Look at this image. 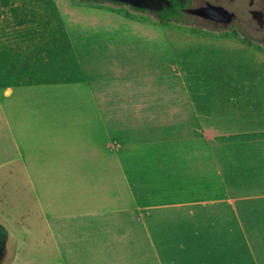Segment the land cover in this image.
<instances>
[{"label":"crops","instance_id":"1","mask_svg":"<svg viewBox=\"0 0 264 264\" xmlns=\"http://www.w3.org/2000/svg\"><path fill=\"white\" fill-rule=\"evenodd\" d=\"M111 7L56 21L38 63L0 55V220L37 210L42 264H264V46L183 75L168 23ZM2 228L0 264H18Z\"/></svg>","mask_w":264,"mask_h":264},{"label":"rangeland","instance_id":"2","mask_svg":"<svg viewBox=\"0 0 264 264\" xmlns=\"http://www.w3.org/2000/svg\"><path fill=\"white\" fill-rule=\"evenodd\" d=\"M181 1L187 3L185 6L187 8L202 6L207 2L221 5L229 11H234L241 15V21L243 22V28L234 24L224 28L203 17L183 12L178 19L179 21L160 25L158 29L160 38L170 37V39H174L170 41V46L175 47L177 66L183 75L186 68H191L192 71L197 70L201 66L202 59L207 60L210 58V53H219L216 52V48L222 51L220 59L238 64L241 61L247 63L251 60L248 56L249 52L237 50L234 47V45L240 43L239 40L256 46H264V28H258L254 19L248 14V10L254 8L250 5L251 0ZM252 1H254L255 6H262L264 2V0ZM15 4L25 9V11H20V15H25L26 19L32 20L24 26L9 27L7 23L10 21L12 14L0 12V55L2 58L1 62L6 66L8 65V60L14 57L17 62L19 56L23 54L32 56L35 59L33 63H38L35 61H39L41 55H45L46 50L44 47L61 41L56 21L109 20L117 16L116 12H113L116 9L111 6L119 8L122 13H131L133 17L136 16L140 20L152 22L154 29L157 30V23L151 18H156L155 14L141 11H138L141 14H135L133 12L136 10L131 9L128 5H119L111 1L102 2L98 6H96L97 4H80L78 0H15ZM118 18L125 19L124 16H118ZM8 37L10 38L8 39ZM215 38H224V41L211 40ZM181 46L188 49L186 51L189 52H186V56ZM160 56L162 59L164 54L160 53ZM17 66H19L18 62ZM3 177L6 179V176ZM6 191V185L0 187V200H7ZM8 208L6 202L0 204V212H4L3 216H7L5 212L8 211ZM32 208V219L30 221L19 211H16L13 216H24L22 219L0 220L2 225L7 226V228L8 225L11 226L19 235L16 240L17 251L15 255L18 264H42L46 261H51L55 256L54 250L48 248L50 242H48L47 237L33 235L29 228L32 221L34 223L39 221L36 219L38 217L37 210L34 207ZM8 240L9 232L6 228L0 229V244L3 242L7 243ZM44 246L46 247L45 249H43Z\"/></svg>","mask_w":264,"mask_h":264},{"label":"trees","instance_id":"3","mask_svg":"<svg viewBox=\"0 0 264 264\" xmlns=\"http://www.w3.org/2000/svg\"><path fill=\"white\" fill-rule=\"evenodd\" d=\"M78 1L80 4L93 5V4H99V3L105 2L107 0H78ZM169 1L171 3L170 6H165L163 11L158 12L156 14L145 11L143 9H139V8H134V7H130V8L136 11H142V12H148V13L155 14L156 18L162 24L173 22V21L177 22L179 21L178 20L179 17L182 16L179 11V2H182V1L181 0H178V1L169 0ZM113 3L122 5V3L120 2H113ZM1 8H5V9H1ZM20 11L21 12L25 11V9L24 7H19L18 5H16L15 0H0V12L9 13L10 15L12 14V17L11 19H9L10 21H8L7 26H10V25L20 26L32 20L28 18L26 19L25 15H20Z\"/></svg>","mask_w":264,"mask_h":264},{"label":"water","instance_id":"4","mask_svg":"<svg viewBox=\"0 0 264 264\" xmlns=\"http://www.w3.org/2000/svg\"><path fill=\"white\" fill-rule=\"evenodd\" d=\"M111 2H120L129 7L143 9L148 12L156 13L162 10L167 0H107ZM192 13L200 15L206 19L216 22L228 23L232 19V13L225 8L208 3L203 8L192 9Z\"/></svg>","mask_w":264,"mask_h":264},{"label":"flooded vegetation","instance_id":"5","mask_svg":"<svg viewBox=\"0 0 264 264\" xmlns=\"http://www.w3.org/2000/svg\"><path fill=\"white\" fill-rule=\"evenodd\" d=\"M174 1H178V0H174ZM166 2L167 3H164V6H163L162 10H160L158 12L163 11L165 6H170V4H171L170 1L167 0ZM186 4H185L184 1L179 2V11H180V13L182 14L183 12H187V13H190V14H193V15H197V14L192 13L191 10L192 9H197V8H203V7H205L208 4V2L205 5L194 7V8H187V7H185ZM250 5H251V7L253 6L254 8L253 9H249L248 10V14L251 16L252 19H254V21L256 22L258 28H264V2L262 3V6H260V5L259 6H255L254 5V1L251 0L250 1ZM218 6H221V5H218ZM221 7H223V6H221ZM223 8H225V7H223ZM226 10L229 11L228 9H226ZM158 12H156V13H158ZM229 12L232 13V19L228 23L216 22V21H213V20L206 19L204 17L203 18L208 20V21H211L212 23H215L217 26H221V27H224V28H228L231 24H234L235 26H239L240 28H243V22L241 21V15H239L237 12H234V11H229ZM197 16H200V15H197ZM200 17H202V16H200Z\"/></svg>","mask_w":264,"mask_h":264}]
</instances>
